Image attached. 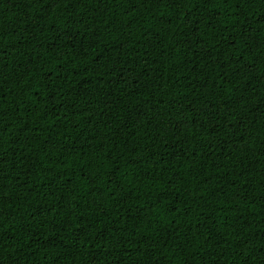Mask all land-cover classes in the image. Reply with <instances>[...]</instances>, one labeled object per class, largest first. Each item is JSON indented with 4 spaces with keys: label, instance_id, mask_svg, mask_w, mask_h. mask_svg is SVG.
<instances>
[{
    "label": "trees",
    "instance_id": "obj_1",
    "mask_svg": "<svg viewBox=\"0 0 264 264\" xmlns=\"http://www.w3.org/2000/svg\"><path fill=\"white\" fill-rule=\"evenodd\" d=\"M0 264H264V0H0Z\"/></svg>",
    "mask_w": 264,
    "mask_h": 264
}]
</instances>
